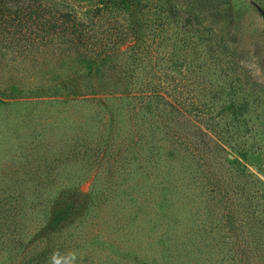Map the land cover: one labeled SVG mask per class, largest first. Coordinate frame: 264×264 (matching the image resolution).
Returning a JSON list of instances; mask_svg holds the SVG:
<instances>
[{
    "label": "trees",
    "instance_id": "obj_1",
    "mask_svg": "<svg viewBox=\"0 0 264 264\" xmlns=\"http://www.w3.org/2000/svg\"><path fill=\"white\" fill-rule=\"evenodd\" d=\"M183 9L179 0H0V74L11 57L49 51L60 58L59 65L54 63V74L35 87L68 93L83 86V98L69 95L65 101L91 100L97 106L95 112L67 114L71 120L65 126L57 125V117L43 119L30 156L22 153L30 148L22 143L14 158L0 155V264L35 262L36 228L47 239L60 221L94 205V197L85 198L83 183L76 182H63L64 193L36 198L38 175L46 174L52 185L56 164L71 157H182L188 170L205 178L225 216L217 227L232 256L216 264H264V194L260 186L251 187L258 183L254 172L223 153L227 145L245 154L264 143L257 140L255 122L245 129L222 123L226 116L239 122L245 104L212 87L209 68L196 63L198 42L182 27ZM46 127L61 133H45ZM250 136L256 138L253 144ZM65 172L68 176L71 169ZM115 194L125 200L128 191ZM131 210L135 221L139 210ZM50 211L51 222H43ZM83 244L60 231L41 256H66ZM134 248L128 243L125 249Z\"/></svg>",
    "mask_w": 264,
    "mask_h": 264
},
{
    "label": "rangeland",
    "instance_id": "obj_2",
    "mask_svg": "<svg viewBox=\"0 0 264 264\" xmlns=\"http://www.w3.org/2000/svg\"><path fill=\"white\" fill-rule=\"evenodd\" d=\"M72 1L89 4L99 0ZM179 4L184 8L182 27L198 42L194 52L196 63L203 62L209 68L212 87L220 88L224 97L237 104H245L239 122L226 116L222 123H230L232 129L240 124L245 129L247 124L255 122L261 136L257 140L264 143V0H179ZM59 59L49 51H24L9 58L0 74V155L7 160L18 153L17 143L30 147L22 151L30 156L43 119L52 121L57 117V125L65 126L71 120L67 114L86 113L90 108L95 112L94 101H65L69 95L83 98V86L68 90L69 94L35 87L39 80L47 81L44 77L53 73L54 63ZM253 59L260 69L257 77L240 63ZM54 129L57 128L46 127L44 131L50 133ZM55 131L61 133L59 129ZM255 139L250 136L248 142ZM238 151L227 145L223 153H228L232 161L240 160L254 172L258 183L251 187L260 186L264 194V148L245 149V154ZM185 163L182 157L157 161L149 157H71L56 164L52 185L46 183V174H39L36 186L40 190L39 193L36 190V198L64 193L60 187L63 182H76L83 183L85 198L94 197V205L86 213L60 221L57 232L47 239L36 228V261L31 264H50L51 257L45 255L44 260L41 254L47 246H52L60 231L85 245L81 251L77 246L76 250H69L76 254L74 264H216L215 260L232 256L231 252L228 254L227 242L221 241L223 231L217 227L225 216L214 204L208 185H204L205 178L200 180ZM69 169L71 174L65 176ZM107 190L109 194L104 193ZM116 191L119 196L128 191L125 200L123 196L117 197ZM131 191L133 203H130ZM131 208L139 210L135 221ZM43 212L39 208L38 217L43 219ZM51 212L43 222H51ZM151 216L155 217V224ZM128 243L135 248L126 250ZM59 253L64 256V252ZM67 264H73L71 257L67 258Z\"/></svg>",
    "mask_w": 264,
    "mask_h": 264
},
{
    "label": "clouds",
    "instance_id": "obj_3",
    "mask_svg": "<svg viewBox=\"0 0 264 264\" xmlns=\"http://www.w3.org/2000/svg\"><path fill=\"white\" fill-rule=\"evenodd\" d=\"M241 65L247 69H249L251 75L253 77H257L260 75V69L258 67V64L256 63L255 59L250 62H246L244 60H241ZM255 68V71H252V69ZM71 257L72 262L74 264V261L76 259L75 253H69L68 256H62L59 252H53L50 258V264H67V258Z\"/></svg>",
    "mask_w": 264,
    "mask_h": 264
}]
</instances>
